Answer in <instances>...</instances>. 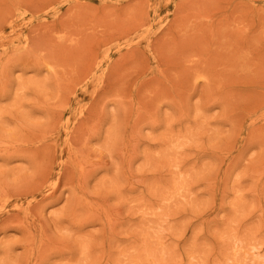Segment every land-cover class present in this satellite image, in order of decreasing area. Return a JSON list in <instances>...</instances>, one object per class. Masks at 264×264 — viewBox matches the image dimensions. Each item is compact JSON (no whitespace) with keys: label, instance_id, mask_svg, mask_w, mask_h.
<instances>
[{"label":"rangeland","instance_id":"obj_1","mask_svg":"<svg viewBox=\"0 0 264 264\" xmlns=\"http://www.w3.org/2000/svg\"><path fill=\"white\" fill-rule=\"evenodd\" d=\"M0 264H264V0H0Z\"/></svg>","mask_w":264,"mask_h":264}]
</instances>
